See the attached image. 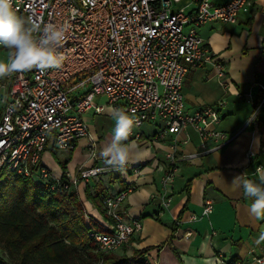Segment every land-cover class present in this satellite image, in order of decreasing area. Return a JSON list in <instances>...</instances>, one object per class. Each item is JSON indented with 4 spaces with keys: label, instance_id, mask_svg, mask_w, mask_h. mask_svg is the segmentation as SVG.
<instances>
[{
    "label": "built area",
    "instance_id": "obj_1",
    "mask_svg": "<svg viewBox=\"0 0 264 264\" xmlns=\"http://www.w3.org/2000/svg\"><path fill=\"white\" fill-rule=\"evenodd\" d=\"M249 1L218 5L212 0H13L18 15L41 26L51 23L64 29V39L57 45L64 59L60 68L31 69L0 79V179L8 174L35 183L48 181L51 175L41 156L50 140L54 149L63 151L86 139L87 160L97 162V141L82 115L86 111L101 115L105 108L94 100L104 97L109 108L135 111L139 124L126 143L139 142L143 126L154 123L159 126L147 139L150 147L158 149L170 142L166 165L160 169L159 198L165 210L178 157L192 162L223 149L239 135L216 129L224 101L187 111L182 88L190 69L209 65L218 78L225 77L224 64L197 30L210 23L235 24ZM258 87L264 92V85ZM243 97L253 105L250 92ZM259 108L253 109L246 126L255 125ZM187 130L199 140L192 153L182 150L190 142ZM180 134L185 135L183 140L178 139ZM252 157V151H247L246 158ZM101 171L82 165L72 175L65 172L61 187L78 191L90 179L98 180ZM130 192L110 194L102 203L106 219L98 223L105 232L91 234L102 253L117 252L141 234V221L126 222L121 208ZM213 204L205 199L201 218L211 215ZM254 262L264 264V258Z\"/></svg>",
    "mask_w": 264,
    "mask_h": 264
},
{
    "label": "crops",
    "instance_id": "obj_2",
    "mask_svg": "<svg viewBox=\"0 0 264 264\" xmlns=\"http://www.w3.org/2000/svg\"><path fill=\"white\" fill-rule=\"evenodd\" d=\"M212 1L221 5L229 0ZM197 32L217 61L224 64L225 77L218 78L209 65L190 69L182 88L185 108L194 111L224 101L216 129L239 135L233 145L192 162L178 157L170 203L165 210L159 198L160 169L166 165L165 153L170 142L154 149L147 140L156 133L158 124L142 128V138L136 144L143 148L145 155L129 162L122 170L107 165L100 155L103 147L111 142L110 134L107 141L106 136L97 140L99 157L95 163L87 160L86 152L81 154V149L86 151V139L77 141L71 150H63L69 154L65 159L53 158L44 150L41 162L53 181L62 177L63 165L71 175L82 165L94 166L102 171L98 180L89 181L101 182L109 194L131 190L121 208L126 211V222L141 221L142 231L126 246L125 253L144 251L141 257L144 264H257L254 259L264 258V241L257 243L259 235L264 233V218L252 216L249 211L252 198L230 185L241 174L259 182L256 169L264 168V105L260 106L264 92L258 87L264 85V0H250L240 10L235 24L210 23ZM221 82L226 86L222 87ZM248 92L253 105L243 97ZM255 107H260L255 125L246 126ZM89 132L95 136L91 128ZM186 135L190 142L182 150L192 153L198 148L199 140L191 130ZM184 138V134L178 136L179 140ZM236 144H239V153L230 154L226 161L211 157L218 152L225 153ZM51 150L57 151L53 146ZM249 150L253 153L250 160L246 158ZM84 186H80L79 196L87 214L103 222L100 212L85 200ZM205 199L214 201L213 210L209 217L201 218ZM193 216L196 221H191Z\"/></svg>",
    "mask_w": 264,
    "mask_h": 264
},
{
    "label": "trees",
    "instance_id": "obj_3",
    "mask_svg": "<svg viewBox=\"0 0 264 264\" xmlns=\"http://www.w3.org/2000/svg\"><path fill=\"white\" fill-rule=\"evenodd\" d=\"M60 182L45 183L15 175L0 179V264H144V251L102 253L91 237L102 226L86 213L78 195ZM84 198L106 219L103 201L110 195L101 182L89 181ZM102 208V209H101Z\"/></svg>",
    "mask_w": 264,
    "mask_h": 264
},
{
    "label": "clouds",
    "instance_id": "obj_4",
    "mask_svg": "<svg viewBox=\"0 0 264 264\" xmlns=\"http://www.w3.org/2000/svg\"><path fill=\"white\" fill-rule=\"evenodd\" d=\"M64 35L62 27L51 23L41 26L30 18L18 15L13 8V0H0V47L9 53L6 61L0 60V79L31 69L43 72L60 68L64 58L57 45ZM108 112L115 126L111 142L103 147L100 155L107 165L122 170L129 162L145 155L135 142L126 143L139 120L134 110L109 108ZM256 175L259 182L241 174L233 178L230 186L233 190L242 189L246 197L252 198L250 214L260 219L264 218V168H258ZM260 241H264V233L259 235L257 243Z\"/></svg>",
    "mask_w": 264,
    "mask_h": 264
},
{
    "label": "rangeland",
    "instance_id": "obj_5",
    "mask_svg": "<svg viewBox=\"0 0 264 264\" xmlns=\"http://www.w3.org/2000/svg\"><path fill=\"white\" fill-rule=\"evenodd\" d=\"M183 4H184V2L181 3L178 7H181V5H183ZM7 56H8V50L4 49L3 47H0V60L6 61L7 60ZM94 104L102 105L105 108V111L101 115H97L93 111H86L82 115L83 116V120L88 125L89 129L91 128V130L95 133V136L94 137H95L96 141L97 140H101L103 136H106L105 137V140L107 141V135H109V134L110 135H113V129H114V126H115V122H114V120L112 119L111 115L108 112L109 107H108V105H107L106 100H105L104 97H96L95 100H94ZM145 125H147V124H145ZM234 142H236V141H234ZM128 143H131V142H128ZM233 144L234 143H232V145ZM52 146H53V143H52V140H50L48 142L45 150L53 158L55 157L56 159H65L66 157L69 156V154L67 152H65V151H62V152L61 151H58V150L57 151H52L51 150V147ZM231 146H229V147H231ZM239 150H240L239 149V144H236L232 148L228 149L225 153H223L224 151H222L220 153L218 152V154H213V155H211V157L217 158V159H219V162H222V161H226L229 158L228 156L230 154H233L234 156L236 154H238L239 153ZM80 151H81V154H86L87 153V151H85L83 149H81ZM113 174L114 175H118V173L117 174L113 173ZM52 180H54V179L52 178ZM116 187H117V184H116L115 188ZM71 190L73 192H75L78 195L79 199H80V196H79L80 188H78V191L77 190H74V189H71ZM83 190H84V188H83ZM81 203H82V201H81ZM84 210H85V208H84ZM85 213H86L85 221L87 222V221H89V218L88 217H90V216L87 214V211L86 210H85ZM117 254H121V251L118 250L117 251ZM0 255L2 257L4 256L1 253H0Z\"/></svg>",
    "mask_w": 264,
    "mask_h": 264
}]
</instances>
